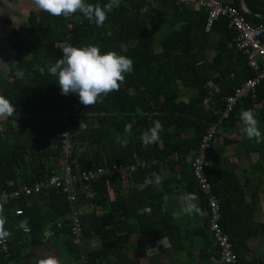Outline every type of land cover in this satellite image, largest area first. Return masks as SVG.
<instances>
[{
	"label": "trees",
	"instance_id": "obj_1",
	"mask_svg": "<svg viewBox=\"0 0 264 264\" xmlns=\"http://www.w3.org/2000/svg\"><path fill=\"white\" fill-rule=\"evenodd\" d=\"M243 1L252 14H244L245 19L252 25L264 27V19L254 16L264 17V0ZM108 2L87 0L89 4ZM229 6L239 9V0H233ZM75 15L72 19L53 17L46 12L34 15L30 20L34 41L19 37L13 40L15 56L9 66L12 82L0 79V96L15 109L4 122L0 121V192H11L24 184L32 185L58 168L60 146L57 138L62 130L59 119L62 112L68 113L72 123L73 158L80 171L104 164H147L138 165L127 177L133 184L130 196L120 198L122 203L127 202L121 207L124 221L115 223L109 214H81L82 236L92 235V229L102 241L100 251L80 255L85 256L86 264H93L99 258L103 260L115 254L137 228L144 237L165 231L173 238L172 232L176 229L169 218L154 220L147 211L142 214L136 211L145 208L154 213L162 211L161 202L156 204L161 193L147 203L152 194L151 187L147 186L143 191L136 187L144 184L147 178L153 179L152 173L159 175L161 170L168 169L170 186L180 183L187 193L196 194L206 205L193 178L189 157L197 149L206 128L217 122L216 111L223 108L224 99L257 73L248 67L246 56L236 50L234 33L228 28L226 17H220L206 33L205 12L179 5L177 0H152L148 4L143 0H120L119 7L108 13L102 26L79 13ZM69 23L74 24L71 31L67 28ZM66 45H93L99 47L101 53L114 51L133 61V71L125 74V81L118 91L102 97V103L85 107L79 103L77 95H61L56 78L48 72V68L62 58L60 48ZM23 53L29 57L23 58ZM18 70L24 71L23 79L16 77ZM187 92L190 95L185 97ZM262 101L264 81L236 104L230 116L222 121V126L233 127L242 110L253 111ZM157 120L163 125L160 141L145 145L141 135ZM80 122L87 125L86 130L79 129ZM126 125H131L130 133L125 132ZM117 135L127 139L126 147L116 142ZM208 160V179L220 207V226L229 236L238 263L264 264V261L246 258L249 253L247 241L263 229L262 225L252 223L255 203L245 202V186L233 175L216 168L218 160ZM120 180L119 177H103L90 182L87 187L80 185L77 187L78 208L89 199L94 206L104 205L108 185L116 184L121 188ZM163 189V193L168 192L165 185ZM37 197L47 200L48 212L42 213L39 206L32 203V198L10 199L0 205L7 221L4 227L11 233L7 239V253L0 250V264H20L16 231L21 222L27 221L24 226L30 229L28 236L35 238L48 222L57 223L69 215L70 204L60 189H51ZM16 209H21L22 214L16 216ZM118 209L117 205L112 207L113 211ZM130 218L136 222L135 226L130 225ZM63 224V231L70 235L68 221ZM121 224L125 225L126 233L119 236L117 228ZM109 226L112 228L106 230ZM195 235L202 237V248L197 254L199 264H222L216 263L219 250L208 223L204 231ZM182 236H177L174 250H183L191 258L196 244L183 245ZM189 264L196 263L190 261Z\"/></svg>",
	"mask_w": 264,
	"mask_h": 264
},
{
	"label": "crops",
	"instance_id": "obj_2",
	"mask_svg": "<svg viewBox=\"0 0 264 264\" xmlns=\"http://www.w3.org/2000/svg\"><path fill=\"white\" fill-rule=\"evenodd\" d=\"M219 1L224 5H231L233 0ZM85 2L87 3V0ZM177 3L184 6L181 0H177ZM184 7L200 11L194 6ZM239 9H245L248 12L246 14L252 15L243 0H239ZM41 13L44 12L36 9L32 0H0V79H3L6 83L12 82V78L9 76V66L15 56L13 40L19 37L25 41H34L35 34L30 32V20L32 16ZM254 16L260 18L261 15L255 14ZM22 56L28 58L29 54L23 53ZM253 113L258 120V128L262 137H264V101L254 106ZM5 118L6 116L0 117V121L4 122ZM239 121L240 119L234 123L233 127L224 126L223 132L219 128L209 159L211 162L218 160L216 168L233 175L240 184L245 186V202L255 203L252 223L262 225L263 229L259 231L256 237L247 241L249 253L246 258L248 260L264 261V139L259 143L255 139L248 140L242 130L238 129L241 126L238 125L237 127ZM54 170L57 175L58 172H61L59 168ZM159 175L163 177V180L158 186L154 183V178L146 179L153 181L148 184L151 187L152 194L147 203H150L152 197L161 193L156 204L159 205L161 202L162 211H155L154 213L152 209H149L150 211L146 213L154 220L162 217L169 218L170 224L174 225L176 229L175 232H172L173 238L168 236L165 231L156 233L160 235V239L155 244L161 246V264H189L190 261L199 264L197 254L202 248V237L195 234L204 231L208 223L206 205L198 199L200 213L191 216L183 215L179 219H174L173 213L179 211L180 208L178 197L187 192L180 183H173L172 186L168 184L167 178L171 176L168 169L161 170ZM177 178H179V174H177ZM132 184L133 181L129 178L120 182L121 188L117 187L116 184L112 187L108 185L105 204L94 206L89 199L85 202L86 204H81V214L83 216H106L109 214L115 223H118L117 221L121 223L125 219L124 210L121 207L127 202L122 203L120 198L127 199V196H130L129 192ZM164 185L168 188V192L163 193ZM42 205L45 211L40 209L41 212H48L49 204L47 200H42ZM114 205L118 206L117 211L112 210ZM157 205L153 208H156ZM136 211L138 210L136 209ZM68 217L69 215L64 220L57 222L61 223V226H57L55 222H48L35 238H31L18 228L16 231V238H18L16 245L20 247V264H38V260L49 257L56 258L58 264H82V258H85V256H80L81 254L100 251L101 238L94 234L92 229L90 230L92 235L82 236L80 246L73 243L71 235L65 233L62 226L63 223L68 221ZM129 223L132 226L136 225L133 218L129 219ZM110 228L112 227L109 226L106 230ZM117 230L119 236L126 233L124 232L125 225H119ZM178 235H183V239L181 238L183 245L188 246L193 242L196 244L191 252V258L183 250H174V244L178 243ZM150 238L142 236L137 228L129 235L127 242L116 250L115 254H110L104 257L103 260L99 258L93 264H143L146 261L145 252L149 247L146 241ZM216 263H219V261Z\"/></svg>",
	"mask_w": 264,
	"mask_h": 264
},
{
	"label": "built area",
	"instance_id": "obj_3",
	"mask_svg": "<svg viewBox=\"0 0 264 264\" xmlns=\"http://www.w3.org/2000/svg\"><path fill=\"white\" fill-rule=\"evenodd\" d=\"M184 6H194L206 14L204 31L209 33L214 23L220 17H226L229 21L228 28L234 33L235 47L238 52L246 56L248 67L257 75L253 78L243 81L234 92L224 99V106L216 113L219 115L217 122L209 125L200 138L197 149L189 157L193 178L204 196L208 227L213 241L219 250V263L239 264L236 253L232 248L229 236L220 226V207L217 198L212 192V186L209 182V155L212 150L214 140L218 134L222 121L227 119L233 111L236 104L245 96L252 93L255 88L264 81V27L263 25H252L244 17L242 9L224 5L219 0H181ZM144 3H151L152 0H143ZM74 16L67 19H72ZM74 24L69 23L67 28L71 31ZM62 124L57 143L59 144L58 168L63 173L59 177L55 170L51 171L50 176L39 180L32 185H22L19 189L11 192H0V205L6 204L10 199H19L22 197L33 198L39 194L51 189H60L69 202L71 210L68 217V225L73 243L77 246L82 242V222L81 211L77 206V192L80 185L87 187L90 182L100 178L119 177L121 181L126 180L129 175L134 173L138 165L147 166L145 163L137 165L112 164L92 167L88 170L80 171L74 161V143L70 129L72 123L66 112L59 114ZM67 133V134H66ZM66 134V135H65ZM79 185V186H78ZM86 185V186H85ZM78 187V188H77ZM16 216L22 214L21 209L14 211ZM57 226H61L57 223ZM25 234L30 233L27 226L20 227ZM7 240L0 243V250L7 253ZM82 264H86V259L82 258Z\"/></svg>",
	"mask_w": 264,
	"mask_h": 264
},
{
	"label": "clouds",
	"instance_id": "obj_4",
	"mask_svg": "<svg viewBox=\"0 0 264 264\" xmlns=\"http://www.w3.org/2000/svg\"><path fill=\"white\" fill-rule=\"evenodd\" d=\"M36 9L46 12L53 17L69 18L79 13L89 21H93L97 26H102L107 20L108 13L119 7L120 0H109L104 5L89 4L85 0H32ZM63 56L57 59L48 68L50 75L56 78L60 93L67 96L72 93L78 96L79 103L85 107L94 106L98 102L102 103V97L109 93L118 91L125 81V74L133 71V61L114 51L101 53L100 48L93 45L75 47L66 45L60 48ZM44 69H41L43 74ZM24 71L18 70L16 77L24 78ZM15 112L14 106L3 96H0V117L11 116ZM239 119L243 124L242 132L249 140L255 139L257 143L264 137L258 128V120L251 109L242 110ZM79 129L86 130L87 125L79 123ZM131 125L125 126V132L130 133ZM163 125L160 121H153V126L141 135V140L145 145L156 144L160 141V132ZM67 134V133H66ZM65 134V135H66ZM116 142L122 147L128 144L127 139L116 136ZM154 183L158 186L162 183L163 177L157 173H152ZM152 180H146L144 184L137 185L138 191H143ZM180 208L173 213L174 219H179L183 215H193L200 213L198 197L194 193H184L178 197ZM150 211L149 209H139L138 214ZM6 218L3 215V207L0 206V243L6 242L11 233L5 229ZM27 221L21 222L23 227ZM38 264H58L54 257L38 260Z\"/></svg>",
	"mask_w": 264,
	"mask_h": 264
},
{
	"label": "water",
	"instance_id": "obj_5",
	"mask_svg": "<svg viewBox=\"0 0 264 264\" xmlns=\"http://www.w3.org/2000/svg\"><path fill=\"white\" fill-rule=\"evenodd\" d=\"M242 11L245 14L248 13L245 9H242ZM260 18H263V17L260 16ZM32 203L37 204L41 210L45 211L42 205V199H40L39 197L32 198ZM159 236H160L159 234H155L146 241L147 244H149V247L147 248V251L145 252L146 261L143 264H161V246L158 244L157 245L155 244V242L160 239Z\"/></svg>",
	"mask_w": 264,
	"mask_h": 264
},
{
	"label": "rangeland",
	"instance_id": "obj_6",
	"mask_svg": "<svg viewBox=\"0 0 264 264\" xmlns=\"http://www.w3.org/2000/svg\"><path fill=\"white\" fill-rule=\"evenodd\" d=\"M165 28H167V26L166 27H164L163 29H165ZM154 37H155V39L157 40L158 39V36H157V34H155L154 35ZM210 55H213V53L211 52V54ZM188 95H190V93L189 92H187L186 93V95H184L185 97H187ZM238 125H240L241 127L240 128H238L239 130H242V128H243V124H242V122L241 121H239V123L237 124V127H238ZM223 127L224 126H221L220 127V129H221V131L223 132L224 131V129H223ZM249 140V139H248ZM254 140V139H253ZM256 141V140H255ZM58 176L59 177H62L63 176V174H62V172H58Z\"/></svg>",
	"mask_w": 264,
	"mask_h": 264
}]
</instances>
